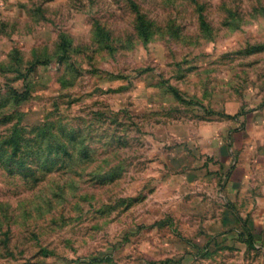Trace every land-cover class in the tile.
I'll return each mask as SVG.
<instances>
[{"label":"rangeland","instance_id":"1","mask_svg":"<svg viewBox=\"0 0 264 264\" xmlns=\"http://www.w3.org/2000/svg\"><path fill=\"white\" fill-rule=\"evenodd\" d=\"M263 107L264 0H0V264H264Z\"/></svg>","mask_w":264,"mask_h":264},{"label":"crops","instance_id":"2","mask_svg":"<svg viewBox=\"0 0 264 264\" xmlns=\"http://www.w3.org/2000/svg\"><path fill=\"white\" fill-rule=\"evenodd\" d=\"M262 109H263V112L261 114L262 115L261 116V119H262L261 125L264 126V107ZM226 140L227 141L225 142V144L222 142H218V149H220V150L226 149V148H228V144H231V146L236 144V139L232 140L231 138H227ZM225 160H226V158L220 159L222 164L225 162ZM241 174H242V170L240 171L239 166L235 165V164H231L223 172V175L225 176V178L227 179L228 182L237 180Z\"/></svg>","mask_w":264,"mask_h":264}]
</instances>
